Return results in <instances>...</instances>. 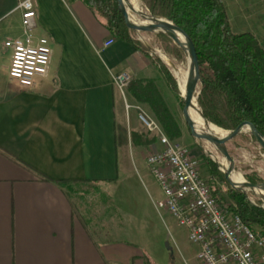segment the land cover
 Returning <instances> with one entry per match:
<instances>
[{
  "label": "crops",
  "instance_id": "0c3cea01",
  "mask_svg": "<svg viewBox=\"0 0 264 264\" xmlns=\"http://www.w3.org/2000/svg\"><path fill=\"white\" fill-rule=\"evenodd\" d=\"M22 1L0 0V264H156L166 255L160 238L169 215L156 208L162 196L147 166L119 164L121 145L130 163L126 141L140 122L114 79L150 80L160 94L165 82L150 57L113 38L79 0H33L35 34L49 39L52 59L47 78L20 88L8 76L5 42L21 33ZM78 187L103 195L115 188L109 228L100 221L113 207L98 211ZM70 191L85 196L90 214L83 217Z\"/></svg>",
  "mask_w": 264,
  "mask_h": 264
},
{
  "label": "trees",
  "instance_id": "16d2710c",
  "mask_svg": "<svg viewBox=\"0 0 264 264\" xmlns=\"http://www.w3.org/2000/svg\"><path fill=\"white\" fill-rule=\"evenodd\" d=\"M79 1L113 38L150 57L169 91L178 95L177 85L168 69L159 58L150 56L149 50L136 39L135 32L127 29L117 0ZM140 3L149 16L170 22L193 43L201 80L196 102L202 117L223 132L233 131L242 120L249 119L264 138V50L257 38L250 32H233L222 0H140ZM156 38L163 51L180 59L183 57L182 50L166 35L157 34ZM125 92L149 111L168 139L181 138L177 121L152 81L131 79ZM150 135L155 138L149 139ZM240 139L251 142L252 137L240 135L232 142ZM155 140L156 136L146 130L145 134H132L130 143L141 147L152 145ZM205 164L213 199L251 231L264 236L261 202L251 203L249 194L233 189L213 161L205 159ZM245 180L254 186L263 183L262 178L253 174L245 175ZM218 182L227 186L224 198H220L215 188Z\"/></svg>",
  "mask_w": 264,
  "mask_h": 264
},
{
  "label": "built area",
  "instance_id": "2783aa9c",
  "mask_svg": "<svg viewBox=\"0 0 264 264\" xmlns=\"http://www.w3.org/2000/svg\"><path fill=\"white\" fill-rule=\"evenodd\" d=\"M17 9L21 11L22 29L18 37L5 42L11 50L8 76L20 88L29 89L35 81L47 78L52 50L48 38L35 34L33 0L20 2ZM130 80L126 74L114 79L124 102ZM125 109L138 110L126 102ZM138 118L157 140L158 148L146 158L162 196L156 208L186 229L189 242L198 247V259L203 264H264V236L251 231L213 199L188 149L168 139L160 126L144 114H138Z\"/></svg>",
  "mask_w": 264,
  "mask_h": 264
},
{
  "label": "rangeland",
  "instance_id": "374dc122",
  "mask_svg": "<svg viewBox=\"0 0 264 264\" xmlns=\"http://www.w3.org/2000/svg\"><path fill=\"white\" fill-rule=\"evenodd\" d=\"M223 1L224 4L226 5L234 31L236 33H242V32L252 33L257 38L261 48L264 50V0H223ZM141 10L145 14V11L142 9V6H141ZM156 35L157 34L155 33H135L136 39L144 47L146 48L149 47L153 50L154 54L152 55L151 52H149L150 56L152 58L157 57L160 59L161 64H163L168 69L169 73L172 75L177 85V79H176L177 73L188 72L187 58L184 54L183 57H181L180 59L177 58L174 54H169L163 51V49L160 47L161 43L156 38ZM163 88H165L164 83L161 85V87H159V89L161 91V95L164 97V100L166 101L170 113L175 118L180 128L184 130V133L187 136V138L189 140H192L193 143H195L196 148L198 149L200 155V157L198 158L199 160H196L198 170L202 179L208 183L210 180L209 172L207 175L206 174L204 175L202 171H200L199 169L198 161L200 162L202 160V162L205 163V159H210L216 164L217 170L222 174L224 171L222 162L225 161L221 156V154L214 147H212L211 145H209L204 141L194 139L190 135V132L187 129L186 125L184 124L182 117L183 101L180 97V93H178V95H174L168 89H165V91H163L164 90ZM124 96L127 105L138 108V110H136L138 114L140 113L144 114L149 119L155 121L145 107L139 105H132L128 101V99H126L128 98L126 92L124 93ZM119 98H120V102L123 103L124 106L125 102L122 99L120 93H119ZM129 110L130 109H128V111ZM145 133H146V129L140 123L138 134H145ZM243 135H248V134H243ZM152 137L154 136L150 135L149 139H151ZM175 142L187 149V146L183 141L176 140ZM118 144L121 145V142L118 141ZM126 145L128 148L127 159L130 163H127L125 161L124 150L122 148V145L121 147L118 146L120 153L119 164L121 165L122 168H125L127 164L131 167H133V165L145 166L146 158L148 154L150 153V151L154 150L155 148L154 146L155 142L152 145L136 147L133 146L129 142V140H127ZM226 148L233 158V162H234L233 170L235 173L241 174L245 182H247L245 180V175H249V174L256 175L263 179V184H264V152L260 150V148L253 141V139L251 140V142H247L241 139L235 140L233 142L230 141L229 143L226 144ZM215 188L218 190V195L220 196V198H224L225 192L227 191L226 184L223 182L221 183L218 182L216 183ZM75 190L77 191V193L84 190L87 194L86 198L88 199V201L90 200L89 201L90 203L91 202L97 203L98 211L104 210L103 212L105 213L107 209H109L111 206L113 207L114 214L111 215L107 214L108 216L104 214L103 221H100L102 223V226L105 225V227L109 228L113 224L112 222H115V188L113 189V192L110 193V195H108L107 191L103 195L97 192L98 189L92 187H85V188L78 187ZM246 194H249V200L251 203H254L256 200L260 201L255 193L246 191ZM70 196L73 199V202L75 206L79 209V211H81V213L83 212L82 213L83 215L86 213L88 214L91 213L90 209L88 210L84 209L83 205L87 203L85 196L81 197L79 196V194H75L72 191H70ZM86 205L87 207L89 206V204ZM260 206L264 208L262 202ZM83 217H85V215ZM111 218L113 219V221L111 220ZM163 219L167 231L165 232L166 238L164 236V233H162L160 240H162L163 251H165L166 255L165 257L162 258V260L157 261L156 264H203L197 257L198 247L190 243L188 240L186 229L180 226L170 216L166 215V217L164 216Z\"/></svg>",
  "mask_w": 264,
  "mask_h": 264
},
{
  "label": "water",
  "instance_id": "95a60500",
  "mask_svg": "<svg viewBox=\"0 0 264 264\" xmlns=\"http://www.w3.org/2000/svg\"><path fill=\"white\" fill-rule=\"evenodd\" d=\"M117 7L119 12L122 14L124 17L125 25L127 29L135 32V33H155V34H163L166 35L168 38H170L183 52V54L186 56L187 61H188V70L192 73V79L191 82L189 83L185 97L182 98L183 101V110H182V117L184 124L186 125L187 129L190 132V135L197 140L204 141L214 147L223 157L224 161L229 164V169L226 171H223L224 179L226 182L235 190L241 191L243 193H246V191H252V189L256 187H264V184H259V185H251L247 182H245V190L242 188H239L235 185H233L230 180L229 176L231 175L234 166V162L231 159L229 152L226 148V144L235 139L236 137L243 135V134H248L252 137L253 141L255 144L264 152V138L255 130V127L253 126L252 122L249 119H244L240 122V124L231 132H225L226 135L223 138L216 139L211 136H208L198 130L195 129L193 120L191 118L190 114V109L192 105V100L193 97L197 100V97L199 95V86L201 85V80L199 76V66H198V59H197V54L194 48L193 43L189 39V37L178 27L174 26L170 22L157 18V17H151L149 16L146 12L145 15L152 20H156L158 22H153L151 24H141V25H132L128 21V16L127 12L125 10V7L123 5V0H117ZM177 36L182 38L184 40V43L181 44L177 40ZM149 52L153 55V50L149 47H147ZM197 104V102H196ZM198 108V107H197ZM199 111V109H198ZM199 114L203 120H205L201 112L199 111ZM206 121V120H205ZM207 122V121H206ZM248 123L249 130L248 132H243L242 128L245 123ZM207 124H209L207 122ZM210 125V124H209ZM211 126V125H210ZM217 129V128H216ZM219 130V129H218ZM221 131V130H220ZM223 132V131H222ZM259 200L263 203L264 205V200L260 199Z\"/></svg>",
  "mask_w": 264,
  "mask_h": 264
},
{
  "label": "bare ground",
  "instance_id": "6f19581e",
  "mask_svg": "<svg viewBox=\"0 0 264 264\" xmlns=\"http://www.w3.org/2000/svg\"><path fill=\"white\" fill-rule=\"evenodd\" d=\"M123 5L127 12L128 21L132 25L151 24L153 22H158L156 20L149 19L143 13V11L141 10L140 0H123ZM177 40L181 44L184 43V40L178 36H177ZM176 79H177V86L179 89L180 97L182 99L185 97L187 87L191 82L192 73L189 70L188 72H184V73L178 72L176 75ZM190 114L196 130L216 139L223 138L226 135L225 132H222L213 126H210L209 124H207L205 120L201 118L197 108L195 97H193L192 100ZM248 130H249L248 124H244L242 131L248 132ZM222 165L224 171L229 169V164L227 162H222ZM229 180L233 185L245 190V181L241 174L232 172L231 175L229 176ZM252 191L258 196V198L264 200V187L259 186L252 189Z\"/></svg>",
  "mask_w": 264,
  "mask_h": 264
}]
</instances>
